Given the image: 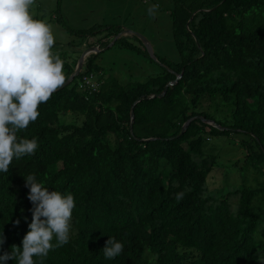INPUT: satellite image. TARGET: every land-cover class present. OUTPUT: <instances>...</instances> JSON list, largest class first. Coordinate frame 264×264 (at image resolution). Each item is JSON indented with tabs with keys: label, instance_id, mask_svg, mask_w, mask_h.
I'll list each match as a JSON object with an SVG mask.
<instances>
[{
	"label": "trees",
	"instance_id": "obj_1",
	"mask_svg": "<svg viewBox=\"0 0 264 264\" xmlns=\"http://www.w3.org/2000/svg\"><path fill=\"white\" fill-rule=\"evenodd\" d=\"M170 2L176 59L151 58L135 35L139 46L133 36H119L120 25L78 33L64 26L78 39L51 49L64 61L65 83L77 65L65 61L63 50L75 62L88 55L78 76L17 132L36 138L38 149L0 172V255L13 245L22 249L33 207L24 177L34 175L75 202L68 243L34 256L35 264H258L257 250L264 256V0ZM53 20L63 25L60 16ZM124 45L160 71L140 79L102 60L103 52ZM91 76L97 87L85 83ZM204 98L216 112L221 101L225 118L201 112ZM68 115L77 120L66 122ZM214 138L238 158L229 151L208 156ZM218 169H234L242 179L212 191ZM108 237L123 244L114 259L102 252Z\"/></svg>",
	"mask_w": 264,
	"mask_h": 264
},
{
	"label": "clouds",
	"instance_id": "obj_2",
	"mask_svg": "<svg viewBox=\"0 0 264 264\" xmlns=\"http://www.w3.org/2000/svg\"><path fill=\"white\" fill-rule=\"evenodd\" d=\"M34 0H0V172L7 173L13 158L34 155L36 138H18L17 132L28 127L40 113L38 107L65 83L64 61L53 55L55 43L51 26L33 19L29 7ZM159 5L147 9L156 14ZM29 189L32 221L22 240V249L12 246L11 253L0 255V264L14 260L16 264H35L33 257H46L54 247L69 241L70 220L75 207L71 193L49 191L34 175L24 177ZM183 192L176 194L182 199ZM19 224V220L16 221ZM55 236L57 243L51 241ZM5 243L0 234V246ZM123 251V244L108 237L102 249L106 259H114ZM258 264L264 256L257 250Z\"/></svg>",
	"mask_w": 264,
	"mask_h": 264
},
{
	"label": "rangeland",
	"instance_id": "obj_3",
	"mask_svg": "<svg viewBox=\"0 0 264 264\" xmlns=\"http://www.w3.org/2000/svg\"><path fill=\"white\" fill-rule=\"evenodd\" d=\"M56 4L57 0H34V3L29 7V12L33 19L43 21V16L46 17L43 22L51 26L55 40L54 44H77L78 39L75 33L92 29L96 25H120L124 31L136 33L144 37L150 43L156 58L176 59L177 57L174 48L172 21L170 18L172 9L170 0H62L60 12H58ZM152 5H159L154 16H150L147 12V9ZM57 16H60L63 25L53 20ZM64 26H68L75 33L68 32ZM130 36L133 35H128L127 37ZM130 41L138 46L140 44L136 41L135 37ZM63 51L68 52L70 55L65 60L67 63L71 66L78 65L79 60L75 62V57L71 55L70 49ZM102 60H105L108 64L115 62V66L121 69L124 66L130 76H139L140 79L146 77L148 70L160 71V65L157 62L150 63L147 61L145 63L143 56H136L134 52L127 50L126 45L123 48L112 47L107 52H103ZM128 60H130L128 63L130 66L129 69L125 65ZM115 74L120 79L123 76L120 72H115ZM97 82L98 78L93 77L90 85L93 84V86L97 87ZM220 102L218 101L220 106L218 112H216V103L213 104L208 98H204L200 102L199 110L203 113L216 114L215 116L217 118L223 119L226 116L224 113L225 108ZM228 116L229 114H227ZM64 120L69 123L75 122L77 118L74 115H68L64 117ZM236 137L238 142H241L242 139L248 140L243 136ZM111 139L115 142L114 138ZM228 147V142L222 143L219 138H214L207 141L206 154L208 156L213 153L220 155L223 152L229 151L230 156L228 157L232 159L238 158ZM225 160H228V158L221 159L223 163L226 162ZM213 176L214 178H211L212 180L209 184L210 190L212 191L221 189L222 186H226L234 180V182H239L242 179L234 169H218ZM254 177L255 175L249 176V181L253 180Z\"/></svg>",
	"mask_w": 264,
	"mask_h": 264
},
{
	"label": "water",
	"instance_id": "obj_4",
	"mask_svg": "<svg viewBox=\"0 0 264 264\" xmlns=\"http://www.w3.org/2000/svg\"><path fill=\"white\" fill-rule=\"evenodd\" d=\"M125 35H127V36H128V35H135L138 39H140V40L143 42V44L145 45L146 49L148 50V52H149V54H150V57L153 58V59H156V56L154 55V52H153V50H152V47H151L150 43H149L144 37H142L141 35H138V34H136V33L128 32V31L123 32V33L120 34L119 36H125ZM116 40H117V38L114 39V42H113V43H115ZM113 43H112V44H113ZM112 44H111V45H112ZM86 55H88V52H87V54H84V55L81 56V58H80V60H79V62H78L77 69H76V72H75L74 76L71 77L66 83H64V85L62 86V88L66 87L68 84H70V83L74 80V77L78 76V74H79V72H80V70H81V63H82V61L84 60V58L86 57ZM179 78H180V77H179ZM166 90H167V89H166ZM166 90H165V92L163 93V96L165 95ZM131 119H132V120L134 119V112H133V111L131 112ZM195 119H197V118H192V119H190V120L184 125V127H183V129H182V132H181V135L185 133V131L188 129L189 125H190ZM204 121H206V120H204Z\"/></svg>",
	"mask_w": 264,
	"mask_h": 264
},
{
	"label": "built area",
	"instance_id": "obj_5",
	"mask_svg": "<svg viewBox=\"0 0 264 264\" xmlns=\"http://www.w3.org/2000/svg\"><path fill=\"white\" fill-rule=\"evenodd\" d=\"M92 79H93V76H91L90 78L86 77V78H85V81H86L85 83H86L87 85H90Z\"/></svg>",
	"mask_w": 264,
	"mask_h": 264
}]
</instances>
